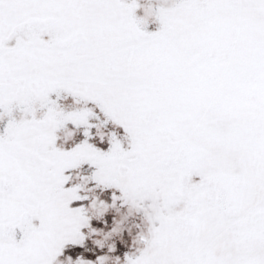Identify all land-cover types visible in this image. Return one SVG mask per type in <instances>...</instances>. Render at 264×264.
Returning <instances> with one entry per match:
<instances>
[{"label":"snow or ice","instance_id":"snow-or-ice-1","mask_svg":"<svg viewBox=\"0 0 264 264\" xmlns=\"http://www.w3.org/2000/svg\"><path fill=\"white\" fill-rule=\"evenodd\" d=\"M0 264H264V0H0Z\"/></svg>","mask_w":264,"mask_h":264},{"label":"rangeland","instance_id":"rangeland-1","mask_svg":"<svg viewBox=\"0 0 264 264\" xmlns=\"http://www.w3.org/2000/svg\"><path fill=\"white\" fill-rule=\"evenodd\" d=\"M155 26H153V29H154Z\"/></svg>","mask_w":264,"mask_h":264}]
</instances>
